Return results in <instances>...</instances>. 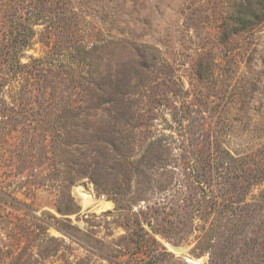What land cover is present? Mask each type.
I'll return each mask as SVG.
<instances>
[{
	"label": "rangeland",
	"instance_id": "1",
	"mask_svg": "<svg viewBox=\"0 0 264 264\" xmlns=\"http://www.w3.org/2000/svg\"><path fill=\"white\" fill-rule=\"evenodd\" d=\"M0 264H264V0H0Z\"/></svg>",
	"mask_w": 264,
	"mask_h": 264
},
{
	"label": "built area",
	"instance_id": "2",
	"mask_svg": "<svg viewBox=\"0 0 264 264\" xmlns=\"http://www.w3.org/2000/svg\"><path fill=\"white\" fill-rule=\"evenodd\" d=\"M76 190L78 198L84 201L87 205H89L87 206V209L85 211L82 210V214H85L86 212H88L89 209H94L96 207H98V211L106 210V208H104L103 206L106 203L105 198L103 196H95V193L91 188L85 189L84 187H79ZM101 203H103V205H101Z\"/></svg>",
	"mask_w": 264,
	"mask_h": 264
},
{
	"label": "trees",
	"instance_id": "3",
	"mask_svg": "<svg viewBox=\"0 0 264 264\" xmlns=\"http://www.w3.org/2000/svg\"><path fill=\"white\" fill-rule=\"evenodd\" d=\"M262 5H263V4H262ZM246 22L248 23V26H249V27H252L253 25H256L258 21H257V19H253L252 22H248V21H246ZM240 23H241V22H239V24H240ZM242 24H243L244 27L246 26V25H245L246 23H245L244 21L242 22Z\"/></svg>",
	"mask_w": 264,
	"mask_h": 264
}]
</instances>
